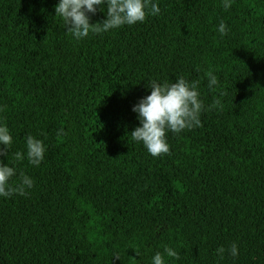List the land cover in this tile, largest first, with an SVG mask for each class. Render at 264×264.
<instances>
[{
    "label": "trees",
    "instance_id": "trees-1",
    "mask_svg": "<svg viewBox=\"0 0 264 264\" xmlns=\"http://www.w3.org/2000/svg\"><path fill=\"white\" fill-rule=\"evenodd\" d=\"M57 2L0 0L6 162L34 180L0 197V264H151L165 246L180 253L166 264H264V0H159L158 16L79 41ZM181 75L207 110L153 157L131 107ZM29 134L46 144L39 167L12 157ZM233 242L237 257L217 255Z\"/></svg>",
    "mask_w": 264,
    "mask_h": 264
},
{
    "label": "clouds",
    "instance_id": "clouds-1",
    "mask_svg": "<svg viewBox=\"0 0 264 264\" xmlns=\"http://www.w3.org/2000/svg\"><path fill=\"white\" fill-rule=\"evenodd\" d=\"M234 0H222L224 10H228ZM104 13L101 22L90 23L97 12ZM55 16L59 17L65 32L79 41L90 33H108L123 26L143 23L149 16H158L161 12L159 0H58L54 6ZM220 36L229 32V27L221 20L216 28ZM207 86L211 90L218 86L216 74L209 71ZM149 94L141 97L132 105L138 126L130 133L134 142L141 143L147 152L158 157L169 154L170 146L167 133H180L201 126L200 115L206 111L199 91V81H190L181 75L174 82H160L156 79L147 83ZM219 103V101H217ZM64 130L58 129L57 135ZM24 151L12 153L14 162L27 160L28 164L39 167L44 160L46 144L42 139L29 134L24 138ZM14 143L7 124L0 122V197L8 198L13 194L24 196L34 187V180L25 173H17L14 163H7L9 149ZM18 176V179L14 180ZM217 255L223 257L225 252L235 258L238 246L233 242L229 248H217ZM119 259L118 255H114ZM166 258L180 260V253L173 247L165 246L163 252L157 251L151 257V264H166Z\"/></svg>",
    "mask_w": 264,
    "mask_h": 264
}]
</instances>
